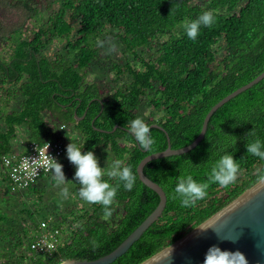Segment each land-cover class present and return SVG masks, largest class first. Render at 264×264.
Instances as JSON below:
<instances>
[{"label": "trees", "instance_id": "trees-1", "mask_svg": "<svg viewBox=\"0 0 264 264\" xmlns=\"http://www.w3.org/2000/svg\"><path fill=\"white\" fill-rule=\"evenodd\" d=\"M11 2L25 5L30 18L51 8L45 0H35V6L27 0ZM206 10L214 13L216 22L201 27L196 40L189 39L184 23ZM72 21L79 25L75 33ZM22 27L11 55L0 56L1 87L7 88L5 93L11 98L14 94L22 97L17 109L6 111L0 107V165L2 155L14 148L19 126H25L29 139L43 142L52 135L55 122H65L82 134L72 139L82 151L95 153L99 146L110 147L115 159L125 160L124 165L131 167L137 177L130 191L120 187L109 219L102 218L99 204L80 208L76 217L79 224L70 240L60 244L52 255L32 253L27 264H60L69 259L103 256L155 209L160 196L140 179L138 164L147 154L167 148V134L151 127L154 143L151 151H145L125 127L127 121L137 117L145 98L164 111L161 118L146 123L165 127L172 147L180 148L198 136L215 103L264 70V0H63L45 23L30 26L28 21L24 25L32 34ZM106 28L118 33L125 54H133L141 64L136 66L126 55L122 62L107 63L117 79L130 76L129 81L108 91L100 81L87 80L91 64L102 55L103 47L98 46L96 38ZM163 37L167 38L161 41ZM64 39L62 50L57 48L49 56V47ZM220 39L224 53L218 57L213 47ZM151 49L154 54L145 58V50ZM76 114L84 117L78 119ZM115 125L118 128L113 130ZM254 127L256 138L264 141V78L212 115L205 137L195 148L145 165L146 175L167 193L166 208L159 220L110 264H139L257 183L264 173V160L247 154L244 139ZM226 153L237 159L239 172L246 173V177L238 176L227 187L211 184L206 198L192 207H182L178 199L172 198L179 176L190 174L206 183L212 166ZM105 179L113 185L118 183L107 176ZM0 187L2 194L13 196L1 181ZM117 205L122 207L121 212ZM27 214L23 219L37 225L34 214L29 210ZM67 221L62 214V223ZM29 229L23 220L14 218L12 210L0 211V258L7 255L8 245L15 255L23 244L22 233L27 238Z\"/></svg>", "mask_w": 264, "mask_h": 264}, {"label": "water", "instance_id": "water-1", "mask_svg": "<svg viewBox=\"0 0 264 264\" xmlns=\"http://www.w3.org/2000/svg\"><path fill=\"white\" fill-rule=\"evenodd\" d=\"M263 78L264 70L254 79L230 92L215 103L207 112L198 136L186 146L173 148L166 129L158 123H152L150 128L159 127L166 132L168 146L164 150L152 152L144 156L138 164V173L140 179L159 194L160 200L157 206L111 252L96 259H69L60 264H110L126 253L144 232L154 222L159 220L167 205V193L165 189L158 182L146 175L144 171L145 165L153 159L183 154L195 148L205 137L212 115L223 104L252 87ZM83 117H78L76 114V118L78 119H82ZM117 128L118 125H115L113 130ZM212 226L214 228H209L204 232H201L199 229ZM216 232L221 236L232 239L221 240ZM212 245H218L224 250H239L247 257L248 264H264V181L259 180L184 236L139 264H203L205 253Z\"/></svg>", "mask_w": 264, "mask_h": 264}, {"label": "clouds", "instance_id": "clouds-1", "mask_svg": "<svg viewBox=\"0 0 264 264\" xmlns=\"http://www.w3.org/2000/svg\"><path fill=\"white\" fill-rule=\"evenodd\" d=\"M215 22L214 13L206 10L195 19L186 21L183 28L189 39L196 40L201 27H211ZM98 46L103 47L104 42H99ZM125 127L143 150L151 151L154 139L150 126L143 118L136 117L131 121H127ZM244 139L247 141L245 145L247 154L264 160V141L256 138L255 127L245 134ZM70 140L71 143L66 146V154L68 160L76 169L73 179L69 180L66 177L63 164L58 162L54 157H51L53 162L48 164L46 169L52 172V178L56 185L58 187L63 186L59 193L61 197L66 199L69 196V189L65 186L67 182L75 181L79 184V197L89 204L101 205L102 218L107 220L113 214L114 209L112 205L120 187L122 186L125 190L130 191L134 187L137 177L132 168L124 165L119 159L112 160L111 162L107 161V166L101 167L94 151L84 152L71 138ZM105 168H107V171H105ZM239 170L240 165L237 163V159L232 154L226 153L212 166L208 174V182L206 183L198 182L190 174L179 176L172 198L178 199L182 207L195 206L197 201L206 198L208 195L207 190L211 184L227 187L235 183ZM105 176L117 180L118 183L115 185L109 183L105 179ZM258 179L264 181V173H261ZM209 228L214 227L199 229L201 232H204ZM217 235L221 240L232 239L221 236L219 233ZM203 264H248V260L244 253L239 250H224L218 245H212L205 253Z\"/></svg>", "mask_w": 264, "mask_h": 264}, {"label": "rangeland", "instance_id": "rangeland-1", "mask_svg": "<svg viewBox=\"0 0 264 264\" xmlns=\"http://www.w3.org/2000/svg\"><path fill=\"white\" fill-rule=\"evenodd\" d=\"M11 1L12 0H0V56L2 58L9 57L11 55L14 49V43L16 42V39L18 41L20 35V32L18 30L22 25L23 31L32 34V31L28 27H24V25H26L28 21L30 23V26H32V24L34 23H45L47 21L48 14L52 10H57L58 8H60L63 0H45L46 5L50 4L51 8L48 10H41L42 12L32 18L29 17L31 12H28V9L25 7V5H23L22 3L12 4ZM27 2L32 6L36 5L34 4L35 0H27ZM72 22L75 27L73 32L75 33L79 25L77 21ZM109 29L106 28L105 31L96 38V41L98 43L101 41L104 42V46L102 48V55L97 61H94L91 64L90 72L87 76L88 81L98 80L103 86L106 85L107 91L109 89L113 90L117 86L122 84L124 81L130 80V76H123V79L121 80L117 79L116 75L113 72H110L108 69V64L110 61L115 60L116 62H122V58H124L126 55V57L132 60L136 66L140 67L141 65L138 59H134L133 54H125L124 44L121 43V39L118 33L113 30L109 31ZM75 36L76 34H73L71 37L75 38ZM166 38L167 37H163L161 41L166 40ZM65 44V39L60 40L59 42H55L49 47V52L47 50L46 51L49 56H52L57 48H59V50H62L61 48H63ZM221 44H223L222 39H220V43L214 45L213 47V50L217 52L218 57L222 56V54L224 53ZM152 52L154 54L155 50H145V58L148 59L150 57V53L152 54ZM7 91V88L1 87L0 83V107L6 111L9 109L12 110L19 108V104L22 98L20 94H14V96H12L11 98L5 93ZM163 114V109H158L154 107V105L151 101H149L148 98L144 99L139 109L137 110V117L143 118L145 122H147V120L149 119H159L162 117ZM21 133L24 134V132L22 131ZM258 166H260V164ZM74 173L75 170H69L67 178L69 180H72L74 177ZM238 176L246 177L247 174L244 172H239ZM43 183H45V185ZM65 186H67L69 189V196L66 199H59L56 202V205H58L57 208L64 216H66V218L68 216L71 218L72 216H74L75 219H77L76 217L78 215V210L82 207H84L85 209H89L91 207V204L85 202L84 200L83 202H81L78 194L79 184L77 182L68 181ZM61 187L63 186L58 187L55 182L51 184L50 180H42L37 185V188L44 189V193L41 196L39 195V191L30 188V190H27L26 192H17V194H13L11 198H8V196L2 194V187H0V211H6L8 209L12 210L14 218H17L18 220H23L24 223L27 222V219L23 218L27 217L28 210H32L33 212H35V216L37 215V218H40L42 216L45 217L47 215H50L49 211L56 210L51 206V204H55L54 198L58 196L56 193H54V190L60 191ZM119 207L120 206L117 205L116 209H120L121 212L122 207ZM71 209L74 212H72ZM71 222L72 221H70V223ZM1 248L2 247L0 246V252ZM20 250L21 248L17 251L15 255H13L10 246L8 245L6 249L7 255L3 258L1 256L0 264H26L28 260L20 258L18 256L20 254Z\"/></svg>", "mask_w": 264, "mask_h": 264}, {"label": "built area", "instance_id": "built-area-1", "mask_svg": "<svg viewBox=\"0 0 264 264\" xmlns=\"http://www.w3.org/2000/svg\"><path fill=\"white\" fill-rule=\"evenodd\" d=\"M54 125L51 127L52 135L43 142L29 139L24 127H18L17 137L13 142L14 151L3 154L0 165V181L12 194L33 189L42 180L53 182L52 172L46 169V166L53 162L51 157L63 164L66 177L72 169V164L67 158L66 146L71 141L70 138H81L82 134L70 123L55 122ZM29 211L34 214L37 225L32 220H27L25 224L30 228L27 238L23 232V244L16 249L17 253L21 248L18 256L27 259V263L34 252L52 255L60 244L70 240L73 230L79 224L78 218L68 216V221L64 225L62 214L56 211H49L50 215L40 218H37L32 210Z\"/></svg>", "mask_w": 264, "mask_h": 264}, {"label": "crops", "instance_id": "crops-1", "mask_svg": "<svg viewBox=\"0 0 264 264\" xmlns=\"http://www.w3.org/2000/svg\"><path fill=\"white\" fill-rule=\"evenodd\" d=\"M24 127V130H26V128H25V126H23ZM27 131V130H26ZM122 140H124V138H122ZM125 143H129V142H126L125 141ZM95 155L98 157V159H99V163H100V166L101 167H106L107 166V161H109V162H111L112 160H115V157H114V154H113V152H112V150L110 149V147H104V146H99L98 148H97V150H96V152H95ZM72 170H76L75 169V167H74V165H73V167H72ZM105 171H107V168H105ZM73 172V171H72ZM52 183H54V181L53 182H51V184ZM44 185H45V183H43ZM38 191L40 192V196L44 193L43 191H44V189H38ZM54 193H56L58 196H56L55 198H54V200H55V204L53 205V204H51V206L53 207V208H57L58 207V205H56V202L59 200V199H62L63 197H61L60 196V191H55L54 190ZM80 200H81V202H83V200L80 198ZM80 202V201H79ZM45 204V203H44ZM92 205V204H91ZM91 208V207H90Z\"/></svg>", "mask_w": 264, "mask_h": 264}, {"label": "bare ground", "instance_id": "bare-ground-1", "mask_svg": "<svg viewBox=\"0 0 264 264\" xmlns=\"http://www.w3.org/2000/svg\"><path fill=\"white\" fill-rule=\"evenodd\" d=\"M154 123H156V122H154ZM152 124V123H151ZM159 124V123H158ZM165 128V127H164ZM167 131V130H166ZM169 134V133H168ZM171 139V138H170ZM130 146H132V144L130 143L129 144ZM122 162H123V164L125 163V160H121Z\"/></svg>", "mask_w": 264, "mask_h": 264}]
</instances>
